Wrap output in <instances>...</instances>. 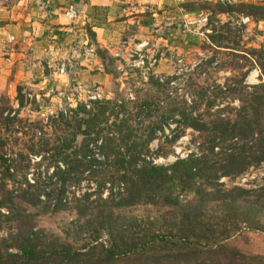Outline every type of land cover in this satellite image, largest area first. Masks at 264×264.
<instances>
[{
	"label": "trees",
	"instance_id": "16d2710c",
	"mask_svg": "<svg viewBox=\"0 0 264 264\" xmlns=\"http://www.w3.org/2000/svg\"><path fill=\"white\" fill-rule=\"evenodd\" d=\"M216 6L218 14L238 6L248 9L241 11L244 16L264 19L260 3ZM181 7L191 11L185 3ZM216 23L219 29L211 20L202 26L209 39L204 45L237 54L239 44L223 43L231 36L232 22ZM253 56L264 75L260 53ZM248 71L225 77L222 83L198 79L175 95L170 94L169 81L150 77L146 85L156 94L77 101L46 116L36 107L33 119L20 115L24 85L16 86V108L1 97L0 186L8 200L18 198L31 207L44 204L52 212L71 204L85 221L80 231L93 237L79 248L52 242L43 246L31 232L8 256L20 264H264V255L229 244L241 223L260 230L255 214H264V188L227 187L221 181L240 179L264 164V82L247 84ZM187 130L197 135V150L171 164H156L158 156L173 153ZM159 135L162 141L154 151L151 143ZM29 155L47 160L46 171L31 180L23 165ZM19 173L21 179H12ZM11 180L18 185V195L6 187ZM5 204L0 200V208ZM140 205L166 206L175 212V220L153 230L140 219L116 213ZM245 205L247 210L240 211ZM103 234L105 242L100 240Z\"/></svg>",
	"mask_w": 264,
	"mask_h": 264
},
{
	"label": "rangeland",
	"instance_id": "374dc122",
	"mask_svg": "<svg viewBox=\"0 0 264 264\" xmlns=\"http://www.w3.org/2000/svg\"><path fill=\"white\" fill-rule=\"evenodd\" d=\"M240 2L264 5V0H182L178 5L172 4L158 11L157 18L148 10L142 15H136L130 22L111 25L102 42L96 41L94 33L88 30L87 44L71 45L62 56L65 68L63 73L59 71V63L50 68L43 62L42 72L35 77L41 79L42 83L37 86L22 84L25 87V103L20 115L33 119L38 115L35 112L37 107L46 116L59 107L74 106L77 101H85L96 95L102 98L120 95L132 99L134 96L142 97L147 92L153 95L156 94L155 90L146 85L150 77L159 82L169 81L171 95L180 93L198 79H216L222 83L225 77L235 73L240 77L248 67L245 79L247 84L259 83L260 79L264 82V75L255 62L257 58L253 56V53H260L264 60V19L259 20V16L254 15L244 16L241 11L247 12L248 9L238 6H234L233 12L229 14L217 12L216 3ZM182 3L191 11L182 8ZM218 19L220 23L232 22L231 36L223 43L239 44L240 51H236L237 54L231 55L223 52V49L220 51L204 45V41L209 39L202 26L211 20V24L219 29L220 24L216 23ZM206 32L209 33L210 30ZM222 33L225 34V30ZM88 49H92V53ZM207 59L209 62L206 64ZM17 85L7 84L0 89L1 105V97H7L11 105L17 107L14 98ZM196 136L187 130L172 147L173 153L165 157L158 156L154 162L168 165L177 158L185 157L189 151H196V144L193 142ZM159 137L160 135L151 143L154 151L157 150L159 141H162ZM21 148L22 145H18L17 149ZM23 165L28 166L24 173L31 180L32 175L46 171L47 160L29 155ZM21 175L15 174L12 179L19 180ZM221 181L227 187L239 185L245 188H264V164L250 168L240 179L228 182L226 178H222ZM17 186L12 180L6 185L12 195L20 193ZM86 188L84 184L83 191ZM8 196L0 186V200H5L6 203L5 207L0 208V264H20L9 257L8 253H14L19 240L31 232L35 233L33 238L38 239L43 246L52 242L55 246L58 243H69L72 247L79 248L92 240L89 232L80 231L85 221L75 214L71 204L68 209L52 212L44 204L31 207L18 198L11 202ZM248 205L240 208V211H246ZM216 208H211L215 209L213 214ZM116 213L125 219H140L146 227L153 230L168 227L166 225L175 220L176 216L172 209L162 205H140L118 210ZM255 217L260 230L249 229L247 224L241 223L240 230L232 236L229 244L247 254L264 255V214L257 212ZM106 237L103 234L100 240L105 242ZM120 264L140 263L122 261Z\"/></svg>",
	"mask_w": 264,
	"mask_h": 264
},
{
	"label": "crops",
	"instance_id": "0c3cea01",
	"mask_svg": "<svg viewBox=\"0 0 264 264\" xmlns=\"http://www.w3.org/2000/svg\"><path fill=\"white\" fill-rule=\"evenodd\" d=\"M182 0H0V89L7 84L37 86L42 64L62 63L71 48L87 44V31L104 41L115 23L130 22L136 15L158 11ZM79 12L68 19L70 6ZM41 70H40V69ZM22 82V83H21Z\"/></svg>",
	"mask_w": 264,
	"mask_h": 264
},
{
	"label": "built area",
	"instance_id": "2783aa9c",
	"mask_svg": "<svg viewBox=\"0 0 264 264\" xmlns=\"http://www.w3.org/2000/svg\"><path fill=\"white\" fill-rule=\"evenodd\" d=\"M64 14H65V16H66L68 19H75V18H77L79 12L77 11V9H76L75 6L70 5V6L65 10ZM88 50H89V53H92V49H88ZM90 62H92V59H91ZM64 70H65V68H64V64L62 63V64H60V66H59V71H60L61 73H63ZM96 98L99 99V98H102V97H100V95H96V96H93V97L90 98V99H96Z\"/></svg>",
	"mask_w": 264,
	"mask_h": 264
}]
</instances>
